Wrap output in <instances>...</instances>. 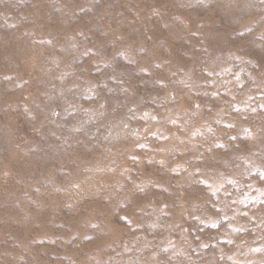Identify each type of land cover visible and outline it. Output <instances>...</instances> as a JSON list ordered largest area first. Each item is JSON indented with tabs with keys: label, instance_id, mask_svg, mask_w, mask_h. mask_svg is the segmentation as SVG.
<instances>
[{
	"label": "rangeland",
	"instance_id": "1",
	"mask_svg": "<svg viewBox=\"0 0 264 264\" xmlns=\"http://www.w3.org/2000/svg\"><path fill=\"white\" fill-rule=\"evenodd\" d=\"M0 264H264V0H0Z\"/></svg>",
	"mask_w": 264,
	"mask_h": 264
}]
</instances>
